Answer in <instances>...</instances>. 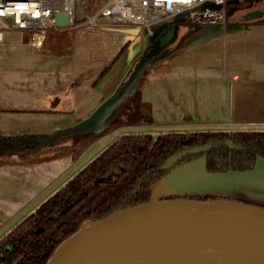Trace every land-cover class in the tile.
Segmentation results:
<instances>
[{"label":"crops","instance_id":"1","mask_svg":"<svg viewBox=\"0 0 264 264\" xmlns=\"http://www.w3.org/2000/svg\"><path fill=\"white\" fill-rule=\"evenodd\" d=\"M247 7L226 13L223 27L178 16L148 27L58 26L39 48L26 31L5 30L0 136L22 139L0 154V237L116 138L136 133L128 127L264 129V10ZM253 173L245 180L264 205L263 159ZM171 179L158 183L155 198L171 194L164 189Z\"/></svg>","mask_w":264,"mask_h":264},{"label":"trees","instance_id":"2","mask_svg":"<svg viewBox=\"0 0 264 264\" xmlns=\"http://www.w3.org/2000/svg\"><path fill=\"white\" fill-rule=\"evenodd\" d=\"M21 139L0 136V154L15 151ZM207 143L208 151L175 166L204 157L207 173L245 172L264 159V129L123 134L0 237V264H47L85 222L150 202L154 186L173 169L161 164Z\"/></svg>","mask_w":264,"mask_h":264},{"label":"water","instance_id":"3","mask_svg":"<svg viewBox=\"0 0 264 264\" xmlns=\"http://www.w3.org/2000/svg\"><path fill=\"white\" fill-rule=\"evenodd\" d=\"M260 14L253 11L248 15ZM55 24L67 26L68 13H57ZM211 146L196 145L169 156L161 169H173L160 181L173 178L176 169L194 172L190 166L194 160L175 165ZM202 159L199 176L185 181H199L200 176H250L256 167L245 172L207 173ZM183 177L180 173V180ZM158 183L150 202L85 222L60 243L47 264H264V209L226 200L155 198Z\"/></svg>","mask_w":264,"mask_h":264},{"label":"built area","instance_id":"4","mask_svg":"<svg viewBox=\"0 0 264 264\" xmlns=\"http://www.w3.org/2000/svg\"><path fill=\"white\" fill-rule=\"evenodd\" d=\"M84 0H0V42L5 30L18 29L30 35L39 48L51 28H57V13H68V25L137 24L151 26L174 17L199 24L225 26L226 0H103L90 12Z\"/></svg>","mask_w":264,"mask_h":264},{"label":"rangeland","instance_id":"5","mask_svg":"<svg viewBox=\"0 0 264 264\" xmlns=\"http://www.w3.org/2000/svg\"><path fill=\"white\" fill-rule=\"evenodd\" d=\"M86 3L92 7V10H97L103 0H84ZM247 6L252 7L253 10H264V0H226V10L227 15L233 10L238 9H246L249 8ZM247 10V9H246ZM132 129V132L139 133L137 131H141L139 126H131L128 127ZM122 128L119 130L121 131ZM100 142V141H98ZM100 143L94 145L85 155L83 156V161L91 154L92 150H96ZM194 161L191 162V169H193V174L190 175L189 172H183L181 169H176L171 175L173 178L171 180H167L164 183L167 184L164 189L170 191V195L164 196H157L158 198H164L168 196V198L180 197L184 199H191V200H201L207 198V201H214V200H226V201H233L242 205H247L251 207H257L264 209V205L262 202L257 201V194L256 189L254 188L255 185L248 184L250 181L248 180V175L243 174H236L234 176H222V177H211L206 178L200 176L199 181L197 180H188L185 181L184 178L180 180V173L185 174L187 176L197 175V170L199 171L201 168L203 170V159L202 157H197L192 159ZM82 164V163H80ZM78 165L76 166V168ZM189 171H191L189 169ZM192 172V171H191ZM253 177L256 176L254 173ZM247 177V179H246ZM246 179V180H245ZM252 181V180H251ZM253 188V189H252ZM214 197V199H212ZM16 220V219H15ZM11 220L9 223V227L13 224Z\"/></svg>","mask_w":264,"mask_h":264},{"label":"flooded vegetation","instance_id":"6","mask_svg":"<svg viewBox=\"0 0 264 264\" xmlns=\"http://www.w3.org/2000/svg\"><path fill=\"white\" fill-rule=\"evenodd\" d=\"M183 158H184V157H183ZM183 158H182V159H183ZM182 159H181V160H182ZM181 160H180V161H181Z\"/></svg>","mask_w":264,"mask_h":264}]
</instances>
